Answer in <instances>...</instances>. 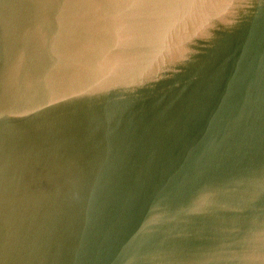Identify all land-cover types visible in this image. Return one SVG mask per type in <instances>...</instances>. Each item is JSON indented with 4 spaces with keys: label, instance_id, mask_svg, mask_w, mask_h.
<instances>
[{
    "label": "water",
    "instance_id": "obj_1",
    "mask_svg": "<svg viewBox=\"0 0 264 264\" xmlns=\"http://www.w3.org/2000/svg\"><path fill=\"white\" fill-rule=\"evenodd\" d=\"M0 264H264V0H0Z\"/></svg>",
    "mask_w": 264,
    "mask_h": 264
}]
</instances>
